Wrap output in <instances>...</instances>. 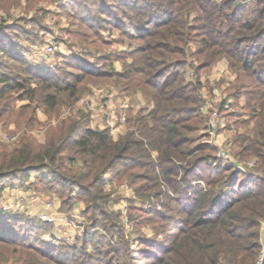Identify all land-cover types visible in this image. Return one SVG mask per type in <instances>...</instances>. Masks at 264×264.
Instances as JSON below:
<instances>
[{
	"label": "trees",
	"instance_id": "trees-1",
	"mask_svg": "<svg viewBox=\"0 0 264 264\" xmlns=\"http://www.w3.org/2000/svg\"><path fill=\"white\" fill-rule=\"evenodd\" d=\"M96 1L100 3L97 7L100 13L108 17L115 16L110 7L118 5L125 26L134 27L135 36L142 40L140 47L131 51L132 62L125 63L123 71L103 69L96 76L116 74L118 82L125 84L122 89L132 86L140 90L151 99L152 106L142 108L136 117H128V130L115 140L107 128H92L84 116L69 115L56 124V132L43 143L24 142L10 150L0 164V179L14 186L28 180L32 172H38L42 188L47 190L54 189L57 183L71 186L70 191L77 186L78 198L85 202L82 213L87 215L90 225L101 224L95 212L107 214L104 218L110 219L109 225L101 224L110 238L97 237L94 241L93 236L84 234L82 247L70 249L84 253L86 246L94 243L96 264H140L126 247L127 240L120 233L123 226L115 218L118 214L103 209L108 196L103 192V174L110 171V181L130 179L142 195L160 186V182L174 189L179 184L180 205L173 207L177 217L157 214L168 220L176 232L166 235L170 247H165L166 255L153 264H253L264 232V177L241 173L239 179L240 171L230 165L221 161L212 165L203 153L192 156L193 151L184 146L179 131L182 121L192 118L199 107L198 76L190 85L182 84L186 56L190 57L189 62L196 60L192 64L196 73L225 58L236 75L231 94L245 96L248 109V117L241 123L244 130L236 129L233 135L235 154L253 159V168L264 172V0L252 5L236 0H110L108 6L103 0H75L74 5L82 8ZM82 18L89 26L85 32H79L84 35L92 30L95 17L86 13ZM0 53L3 59L26 62L14 45L0 46ZM82 77L75 74L69 81L59 83L49 73L37 79L39 91L26 87V79L3 73L0 97L3 93L21 91L17 97L28 100L21 105L22 111L34 102L47 104L48 110H53L60 104L56 94L67 91L68 99L75 97V83ZM32 118L33 112L26 119ZM238 122L236 119L235 123ZM204 162L210 167L196 172ZM192 176L204 182V186L190 192ZM9 218L0 213V244L13 245L11 252L18 254L16 258L24 260V264L40 263L32 261L29 253L32 249L53 260L51 251L41 250L40 245L12 232ZM113 240L118 245L104 247ZM173 252L179 257H170ZM63 256L75 260L74 255ZM55 263L73 264L59 259Z\"/></svg>",
	"mask_w": 264,
	"mask_h": 264
},
{
	"label": "rangeland",
	"instance_id": "rangeland-1",
	"mask_svg": "<svg viewBox=\"0 0 264 264\" xmlns=\"http://www.w3.org/2000/svg\"><path fill=\"white\" fill-rule=\"evenodd\" d=\"M103 1L107 6L111 3L110 0ZM236 1L252 5L257 0ZM74 4L75 0H0V46L14 45L17 52L26 58V62L22 64L10 57L4 60L0 53L3 61L0 62V76L6 73L14 78L26 79V87H35L39 91L37 79L49 73H53L57 77L54 80L58 79L59 83L69 81L75 74L83 76L75 83V97L68 99L67 91L56 94L60 104L53 110H48L47 104L34 102V107L29 105L22 111L21 105H26L28 100L17 97L21 91L3 93L0 97V164L6 159V154L21 143H43L56 132V124L69 115L76 118L84 116L89 126L90 123L102 125L94 128H107L112 137L108 127L114 122L112 116L118 104L129 109L128 112L120 113V118H125L122 122L123 133L128 130L126 119L134 117L130 112V105L133 104L134 109L144 107L146 110L152 106L151 99L140 90H135L132 86L122 89L125 84L118 82L116 74L114 77L96 76L103 69L116 73L123 71L124 64L132 62L131 51L140 47L142 42L135 36L137 31L134 27L125 26L126 20L120 14L119 6L110 7L109 10L115 16L108 17L100 13V8H97L100 3L97 1L82 8H77ZM86 13L95 18L92 30L81 35L79 32H85L86 27H89L82 20V15ZM120 24L122 27H118ZM122 28L128 33L122 32ZM49 44L55 47L52 52L47 51ZM189 44L194 46L192 42ZM189 60L190 57L186 56L187 65L182 84L188 86L198 76L199 107L192 113V118L181 123L179 136L184 139V146L193 151L192 156L199 153L207 155L212 165L217 161L230 165L232 169L240 171L239 179L242 177L241 173H253L256 176L258 173L264 177V172L253 168V159L240 158L235 154L237 146L233 142V135L236 129L244 130L241 123L248 117V109L245 106V96L233 97L231 94L236 75L228 61L219 58L196 73L192 65L196 60ZM26 67L29 69L25 70ZM2 86L3 82H0V89ZM190 95L192 97L193 93L190 92ZM32 112L33 118L27 121L26 118ZM209 118L215 120V129L208 127ZM236 119L238 124L235 123ZM221 148L226 151L228 159L219 157ZM206 167L210 165L201 163L195 171L199 172ZM38 175V172H32L28 180L20 181L14 186L8 185L6 179H0V213H4L6 218L10 217V230L40 245L41 250L53 253L51 260L50 256L41 255L40 250L32 249L29 252L31 259L33 262H40L38 264H56L58 259L73 264H96L98 261L97 253L93 250L94 243L88 244L85 252L82 251L84 253L70 249L82 247L84 234L93 236L94 241L97 237L110 238L101 226L109 225L110 219L104 218L107 214L101 212L102 216L100 212H95L94 215L99 217L101 224L92 227L87 215L82 213L85 202L78 198L77 186L70 191L71 186L57 183L54 189L47 190L42 188ZM110 176L111 172L108 171L101 177L103 192L108 193L103 209L118 214L116 221L123 226L120 233L123 240H127L129 252L138 257L137 263L153 264L158 257L166 255L165 247H170L166 235L176 232L172 230L168 220L157 214L177 217L173 207L180 205V185L174 189L160 182V186L147 190L148 194L142 195L141 192L137 193L136 184L130 179L119 181L115 178L110 181ZM196 179L194 176L189 179L190 192L204 186V182ZM48 201L53 203L48 210L52 211L55 219L52 223H40L37 216L45 210ZM66 228H70V231L64 233ZM113 243L118 245L113 240L104 247H110ZM13 248L10 244H0V264H24V260L16 258L18 254L11 252ZM64 254L67 257L74 255L75 260L72 262L64 258ZM170 255L173 258L179 257L174 252Z\"/></svg>",
	"mask_w": 264,
	"mask_h": 264
},
{
	"label": "built area",
	"instance_id": "built-area-1",
	"mask_svg": "<svg viewBox=\"0 0 264 264\" xmlns=\"http://www.w3.org/2000/svg\"><path fill=\"white\" fill-rule=\"evenodd\" d=\"M55 47L51 44L47 45V51L52 52ZM121 122L125 121V118L121 117L120 118ZM208 127L211 129H215V120L213 118H209L208 121ZM219 157L228 159V156L226 155V151L224 149L219 150ZM240 169L241 167L238 166ZM53 203L52 201H48L46 204L45 210L41 211L38 214V219L43 222V223H52L55 219L54 214L52 213L51 210H48L52 207ZM259 245H260V251L258 253V256L256 257L255 261L253 264H263V257H264V236L261 235L259 239Z\"/></svg>",
	"mask_w": 264,
	"mask_h": 264
},
{
	"label": "crops",
	"instance_id": "crops-1",
	"mask_svg": "<svg viewBox=\"0 0 264 264\" xmlns=\"http://www.w3.org/2000/svg\"><path fill=\"white\" fill-rule=\"evenodd\" d=\"M120 98V97H119ZM110 100H111V98H110ZM109 100V101H110ZM121 106V107H120ZM120 106H119V104L117 105V107H116V110L114 111V114H113V116H112V118L114 117V122L113 123H111V125L108 127L109 129H110V131H111V133H112V138L115 140L119 135H122V134H124L123 132V129H124V125L122 126V122H121V120H120V113L121 112H128L129 111V109H127L128 107H126V106H122L121 104H120ZM124 107V108H123ZM130 107L132 108L131 110H130V112H131V114L134 116V117H136L135 116V114H137L142 108H144V107H137L136 109H134L133 108V104L132 105H130ZM132 116V117H133ZM119 123V124H118ZM118 124V125H117ZM90 127H102V125H95V124H93V123H90ZM114 134H117L118 136L116 137V136H114ZM83 207V206H82ZM67 231H70V228H66V230L64 231V233H66ZM262 236H264V232L262 233Z\"/></svg>",
	"mask_w": 264,
	"mask_h": 264
}]
</instances>
